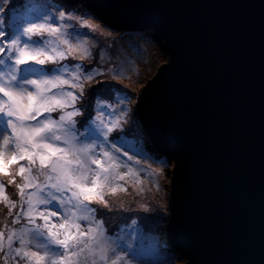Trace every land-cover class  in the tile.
Returning <instances> with one entry per match:
<instances>
[{
	"label": "snow or ice",
	"instance_id": "snow-or-ice-1",
	"mask_svg": "<svg viewBox=\"0 0 264 264\" xmlns=\"http://www.w3.org/2000/svg\"><path fill=\"white\" fill-rule=\"evenodd\" d=\"M96 29L48 0H0V264H144L137 221L113 236L103 209L127 193L121 181L139 184L143 174L159 189L141 166L157 161L123 143L127 93L101 80L85 100L104 71L65 63L94 58V46L102 55ZM105 91L118 95L109 101ZM12 185L18 200L6 192Z\"/></svg>",
	"mask_w": 264,
	"mask_h": 264
},
{
	"label": "water",
	"instance_id": "water-1",
	"mask_svg": "<svg viewBox=\"0 0 264 264\" xmlns=\"http://www.w3.org/2000/svg\"><path fill=\"white\" fill-rule=\"evenodd\" d=\"M148 30L167 61L135 98L173 160L166 246L184 264H264V0H62Z\"/></svg>",
	"mask_w": 264,
	"mask_h": 264
},
{
	"label": "rangeland",
	"instance_id": "rangeland-1",
	"mask_svg": "<svg viewBox=\"0 0 264 264\" xmlns=\"http://www.w3.org/2000/svg\"><path fill=\"white\" fill-rule=\"evenodd\" d=\"M57 1L61 3L62 7H67L65 9L66 13L71 11L73 15L83 16L90 24L97 25L94 35L104 48L102 55L98 56L94 46V58L83 61L70 58L69 61H65V63L82 62L86 66H96L104 71L105 74L103 76H99L96 81L86 84L85 100L88 99V91L92 84L101 80L126 92L129 99L126 102L127 116L125 117L123 128L128 132V135L124 137L123 143L128 147L129 155L139 152L153 157L157 161L153 163L151 159L148 161L141 160V166L149 167L150 170L156 173L155 183L159 185V189H157L152 180L145 178L143 174H141L139 184L131 180L126 183L121 181L120 183L128 191L127 193H118L116 196L107 197L112 210L103 209L106 213L104 217L106 220L105 227L109 233L115 236L119 232L120 227L130 224L134 219L137 221V226L141 229V234L144 237L141 255V260L144 264H169V261L170 264H184L182 258H179L167 248L164 237V230L168 221L166 207L167 185L173 160L166 154L157 155V153L150 152L145 144L146 140L142 131L137 125L134 107L138 89L152 77L158 66L167 61V56L160 50L158 44L153 41L151 31L146 29L117 30L118 28L103 20L95 11L84 7L80 3L73 2L72 4L62 0ZM11 3L13 5L20 4L22 0H11ZM4 6L8 7L7 4ZM8 14L11 13L9 12ZM70 23H75V21ZM90 44H93V42L90 41ZM113 71L119 74L114 75ZM107 92L109 91L104 93L112 97L111 101L118 95L115 91L109 92V94ZM77 119L80 118L78 117ZM129 129L131 131H128ZM112 135L115 136L117 134L113 133ZM117 143L119 144L120 142L118 141ZM124 150V148L121 149V151ZM134 158L140 159V156H135ZM21 163H24V161H21ZM10 187L11 189H6L7 194L11 199L18 200L15 186L12 185ZM141 188L143 189L142 193L139 191ZM93 207L100 206L93 205ZM13 211L15 212L16 210L14 209ZM5 216L6 214L0 217V227H3ZM8 220L10 222L11 217ZM119 221L121 226L116 229L115 224ZM16 227H19V225H16ZM130 264H137V261L132 260Z\"/></svg>",
	"mask_w": 264,
	"mask_h": 264
},
{
	"label": "trees",
	"instance_id": "trees-1",
	"mask_svg": "<svg viewBox=\"0 0 264 264\" xmlns=\"http://www.w3.org/2000/svg\"><path fill=\"white\" fill-rule=\"evenodd\" d=\"M21 1V0H20ZM25 2V0H22V3H20V4H16L17 6L18 5H21V4H23ZM48 2H50V3H53V4H56L57 6H60L61 7V10H63V11H65V9L67 8L66 6H61V3L60 2H58L57 0H48ZM73 8V7H72ZM68 12H71V11H68ZM145 32H147V31H145ZM130 33H133V32H130ZM76 63H82V62H76ZM118 85V84H117ZM117 88V87H116ZM108 94H109V92H107ZM101 95H103L107 100H109V101H111V99H112V97L111 96H108V95H106L104 92L101 94ZM7 189H11V187L9 186V187H7ZM114 207H117V206H114ZM0 209H3L2 211H0V217H2L4 214H6L7 213V209L6 208H4L3 207V205L2 204H0ZM120 223V221L119 222H117L116 224H115V227H116V229L117 228H119L120 226H121V224H119ZM144 228V227H143ZM145 229V228H144ZM146 230V229H145Z\"/></svg>",
	"mask_w": 264,
	"mask_h": 264
}]
</instances>
